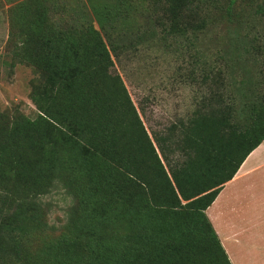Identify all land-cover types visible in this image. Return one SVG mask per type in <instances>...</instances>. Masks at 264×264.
<instances>
[{"label":"trees","instance_id":"16d2710c","mask_svg":"<svg viewBox=\"0 0 264 264\" xmlns=\"http://www.w3.org/2000/svg\"><path fill=\"white\" fill-rule=\"evenodd\" d=\"M57 1L10 9L21 41L14 55L40 78L34 117L0 110V264H231L205 210L264 140V96L240 125L218 94L150 134L111 70L106 4L90 0L98 29L93 20L56 25ZM117 1L109 13L121 12ZM161 1L167 19H181L186 0ZM214 82L225 86L218 73ZM57 181L73 203L59 235L49 232L31 256L28 241L46 226L39 200Z\"/></svg>","mask_w":264,"mask_h":264},{"label":"rangeland","instance_id":"374dc122","mask_svg":"<svg viewBox=\"0 0 264 264\" xmlns=\"http://www.w3.org/2000/svg\"><path fill=\"white\" fill-rule=\"evenodd\" d=\"M20 1L0 0V110L18 109L34 117L33 83L40 75L13 52L21 41L10 9ZM94 1L107 6L102 34L117 47L111 70L122 78L150 134L187 120L218 94L224 104L233 102L234 121L240 125L264 96V0H186L178 8L183 14L178 21L167 19L161 0H121L118 14L109 13L112 6L117 9V0ZM56 3L49 11L56 25L67 19L82 25L94 18L90 0ZM217 73L225 81L223 88L214 82ZM216 104L214 99L211 109ZM178 157V152L170 154L172 161ZM39 201L46 226L30 235L31 256L44 251L49 232L59 235L73 197L57 181ZM9 263L22 264L15 257Z\"/></svg>","mask_w":264,"mask_h":264},{"label":"crops","instance_id":"0c3cea01","mask_svg":"<svg viewBox=\"0 0 264 264\" xmlns=\"http://www.w3.org/2000/svg\"><path fill=\"white\" fill-rule=\"evenodd\" d=\"M205 213L231 264H264V140Z\"/></svg>","mask_w":264,"mask_h":264},{"label":"bare ground","instance_id":"6f19581e","mask_svg":"<svg viewBox=\"0 0 264 264\" xmlns=\"http://www.w3.org/2000/svg\"><path fill=\"white\" fill-rule=\"evenodd\" d=\"M211 209V208H210Z\"/></svg>","mask_w":264,"mask_h":264}]
</instances>
